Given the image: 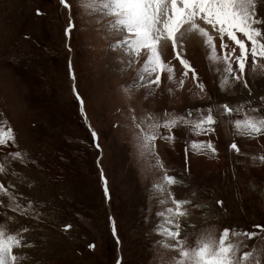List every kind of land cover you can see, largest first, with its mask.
Returning a JSON list of instances; mask_svg holds the SVG:
<instances>
[{"label":"rangeland","instance_id":"374dc122","mask_svg":"<svg viewBox=\"0 0 264 264\" xmlns=\"http://www.w3.org/2000/svg\"><path fill=\"white\" fill-rule=\"evenodd\" d=\"M66 2L70 8L60 0H0V120L12 126L16 138L0 146L6 166L0 183L11 186L20 204L13 212L15 205L0 195V225L10 234L27 228L21 232L25 246L15 249L26 255L20 264H176L175 242L155 227H172L165 219L172 197L165 193L168 202L161 204L153 189L165 172L184 178L183 186L168 190L190 201L184 205L188 216L199 218L189 232L255 231L253 239L237 235L234 242L240 252L255 246L264 258V231L255 228L264 226V136H242L232 123L242 115L229 117L221 108L247 109L248 101L264 107V58L257 57L254 67L246 63L241 79L229 77L221 89L223 64L208 59L203 38L194 33L183 41L182 55L204 91L191 74L179 87L183 68L170 42L161 56L174 68V80L162 74L159 86H141L142 60L130 63L127 52L116 47L119 36L109 28L113 18L83 7L87 0ZM257 12L264 16L261 0ZM217 55L223 53L217 49ZM209 107L218 120L213 132L196 135L180 124L172 130L174 139H157L163 169L155 157L141 155L134 118L151 114L162 121L165 113L192 112L196 119L197 109L207 114ZM209 140L215 153L190 147ZM14 150L21 159H10Z\"/></svg>","mask_w":264,"mask_h":264},{"label":"snow or ice","instance_id":"6c2138e0","mask_svg":"<svg viewBox=\"0 0 264 264\" xmlns=\"http://www.w3.org/2000/svg\"><path fill=\"white\" fill-rule=\"evenodd\" d=\"M66 8L70 5L66 0H60ZM264 3V0H261ZM83 7L93 9L97 13H104L113 19L109 22L110 30L119 36L116 47L126 51L132 59L137 62L142 60L140 76L141 86L151 88L152 85L159 86L162 74L167 75L171 82L174 80V68L166 63L161 56L165 46L170 42L175 58L179 60L183 72L178 81L179 87H183L185 78L191 74V79L196 81V88L204 91L205 85L199 82L196 70L183 53V41L191 34L198 33L203 38V43L209 50L208 59L213 63H222L221 80L219 87L224 88L229 82V77L240 80L245 74L246 63L254 67L257 57L264 58V16L257 12V0H87ZM72 25H69V29ZM219 49L223 55H217ZM244 87L248 84L244 81ZM79 99V97H77ZM264 103V97L260 98ZM250 107L245 109L244 105L232 108L228 104L221 105L224 115L232 117L234 113L242 115L241 119L232 121L234 128L239 134L246 137L264 136V107L259 110L251 107L255 101L247 102ZM254 112L255 115H248ZM165 119L156 120L151 114L142 117L134 126L137 129L136 140L141 155H149L156 158V166L163 169L155 151L157 139L172 140V130L183 124L196 134H207L213 132L214 125L218 120L213 114L211 107L204 114L196 110V119L193 113L188 112L186 116H171L165 113ZM162 130H167L164 135ZM93 135H95L93 133ZM15 133L12 126L6 120H0V146L15 143ZM193 151L210 150L215 153L216 149L209 140L193 141L190 145ZM230 147L239 151L235 142ZM22 158L20 151H12L10 159ZM264 161V155L260 157ZM6 172L4 163H0V174ZM180 183L173 175L166 172L161 181L153 185L154 191L160 193L159 203H167L165 193L172 197L171 203L174 207L166 209L167 225L162 227L155 225L158 232L175 242L179 258L176 264H264V258L257 252L255 246L250 250L240 252L241 245L234 242L237 235H243L247 239H253L256 232H243L230 227H225L219 234L215 229H204L199 233L189 232L194 225L185 224L182 227L181 218L187 217L189 213L184 205L190 203L181 198L172 196L168 190L170 186ZM106 184V181H105ZM10 185L0 183V195L7 196L15 207V212L20 208L15 194L11 192ZM107 196V187L104 189ZM222 201H217L222 206ZM31 202H29V207ZM200 207L199 204L195 205ZM21 215H26L27 210L21 209ZM158 217H164V213H156ZM14 219V217H9ZM65 225V229L70 228ZM256 229L264 231V226H255ZM27 231L23 227L19 232L10 234L4 225H0V264H20L26 259V255H18L17 248H23L26 244L21 232ZM113 234L115 230L113 228ZM159 243L164 244L163 241ZM167 247L166 244H164ZM94 247V245H89Z\"/></svg>","mask_w":264,"mask_h":264},{"label":"bare ground","instance_id":"6f19581e","mask_svg":"<svg viewBox=\"0 0 264 264\" xmlns=\"http://www.w3.org/2000/svg\"><path fill=\"white\" fill-rule=\"evenodd\" d=\"M168 46V45H167ZM194 48V47H193ZM169 49V48H168ZM170 52V51H169ZM167 53V52H166ZM170 59V58H169ZM137 62V61H136ZM141 62V61H140ZM137 65V64H136ZM141 65V64H140ZM139 65V66H140ZM167 87V86H166ZM154 88V87H153ZM177 88V87H176ZM188 89V88H187ZM177 91V90H176ZM87 123V122H86ZM187 153V152H186ZM186 178V177H185ZM184 179V178H183ZM183 179H177V180H180V183H178V184H176L175 186L177 187V186H183L184 184H183ZM181 188V187H180ZM186 188V187H185ZM186 206V205H185ZM206 206V205H205ZM205 209V213H204V215H209V212H206V210H207V208H204ZM203 209V210H204ZM205 218V217H204ZM201 219V218H200ZM181 221H182V224H188V225H193V224H195V223H198V221H199V218H192V217H190V216H187V217H183V218H181ZM205 221V220H204ZM203 221V222H204ZM183 226V225H182Z\"/></svg>","mask_w":264,"mask_h":264},{"label":"water","instance_id":"95a60500","mask_svg":"<svg viewBox=\"0 0 264 264\" xmlns=\"http://www.w3.org/2000/svg\"><path fill=\"white\" fill-rule=\"evenodd\" d=\"M87 127L90 128V126L86 123Z\"/></svg>","mask_w":264,"mask_h":264}]
</instances>
